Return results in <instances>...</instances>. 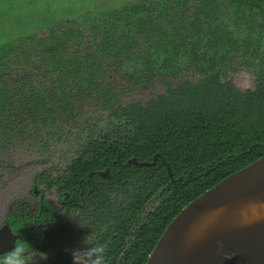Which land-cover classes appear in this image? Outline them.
Segmentation results:
<instances>
[{"label":"flooded vegetation","instance_id":"obj_1","mask_svg":"<svg viewBox=\"0 0 264 264\" xmlns=\"http://www.w3.org/2000/svg\"><path fill=\"white\" fill-rule=\"evenodd\" d=\"M262 13L264 0H128L60 19L15 11L20 34L0 33V256L22 240L27 264H73L72 250L88 245L104 246V264L149 257L163 233L149 249L144 228L164 196L135 169L159 160L171 170L155 153L151 162L111 158L112 171L106 152L129 146L118 137L133 135L137 104L203 78L195 58L214 56L221 83L253 90L264 67ZM239 72L252 88L236 87ZM157 83L164 91L146 102L124 100Z\"/></svg>","mask_w":264,"mask_h":264},{"label":"trees","instance_id":"obj_2","mask_svg":"<svg viewBox=\"0 0 264 264\" xmlns=\"http://www.w3.org/2000/svg\"><path fill=\"white\" fill-rule=\"evenodd\" d=\"M233 2L238 8L245 6L247 0ZM254 7L259 8V3ZM12 9L5 10L3 15L13 21ZM238 12V9L232 10L235 21L241 18ZM258 28L264 31V23ZM220 34L224 44L228 33ZM198 58L194 67L203 78L195 85L169 88L167 96L151 100L145 108L137 104L132 114L135 140L130 138L133 135L124 133L118 139L123 137L124 145L129 143V146L106 152V164L111 170L115 167L109 160L116 156L119 159L134 156L151 162L155 153L162 156L171 170L172 178L159 160L155 166L135 169L148 178L149 184L153 181L156 188L163 190L164 199L144 228L149 249L189 202L223 178L264 157V67L259 69L254 89L239 92L231 83L220 82L221 67L216 74L211 73L216 61L214 56L205 54ZM116 111L120 113V109ZM124 207L132 209L134 205ZM139 255L135 253L119 264L146 263L148 256ZM109 261L115 263L114 259H106L105 264H110Z\"/></svg>","mask_w":264,"mask_h":264},{"label":"water","instance_id":"obj_3","mask_svg":"<svg viewBox=\"0 0 264 264\" xmlns=\"http://www.w3.org/2000/svg\"><path fill=\"white\" fill-rule=\"evenodd\" d=\"M145 264H264V157L183 207Z\"/></svg>","mask_w":264,"mask_h":264},{"label":"rangeland","instance_id":"obj_4","mask_svg":"<svg viewBox=\"0 0 264 264\" xmlns=\"http://www.w3.org/2000/svg\"><path fill=\"white\" fill-rule=\"evenodd\" d=\"M128 0H0V33L7 37L8 39L12 36L16 37L20 34L19 31H13L14 23L16 22L13 16V21L4 17L3 12L7 9L12 11H25V17L29 20L34 19L32 15L36 13H41V15L46 16V12L49 16L66 17L84 14L86 12H102L103 10H108L112 7H116L126 3ZM24 9V10H23ZM31 16V17H30ZM6 22L1 23V19ZM13 25V26H12ZM189 78H195L193 74L187 75ZM237 88L240 90H245L252 88L253 78L247 72H239L231 75ZM194 81V80H192ZM158 84V83H157ZM164 87L160 84L155 85L153 88H144L143 86L139 89H134L132 92H128L125 97V101L129 102L132 100L146 102L149 98L154 95L162 93Z\"/></svg>","mask_w":264,"mask_h":264},{"label":"clouds","instance_id":"obj_5","mask_svg":"<svg viewBox=\"0 0 264 264\" xmlns=\"http://www.w3.org/2000/svg\"><path fill=\"white\" fill-rule=\"evenodd\" d=\"M27 252L28 249L22 240L19 244L14 243L5 255L0 256V264H27ZM72 256L73 264H104V246L91 247L88 245L84 249L74 248ZM77 256L80 260H77Z\"/></svg>","mask_w":264,"mask_h":264}]
</instances>
